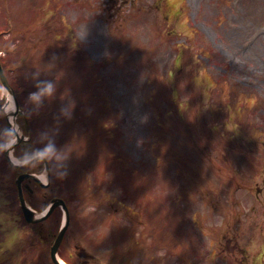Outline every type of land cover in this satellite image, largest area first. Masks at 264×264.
<instances>
[{
    "label": "rangeland",
    "instance_id": "1",
    "mask_svg": "<svg viewBox=\"0 0 264 264\" xmlns=\"http://www.w3.org/2000/svg\"><path fill=\"white\" fill-rule=\"evenodd\" d=\"M25 4L39 18L27 22L24 38V21L11 18L0 45L12 41L1 52L21 60L11 78L18 97L17 82L32 90L19 98L31 131L23 145L48 148L58 162L49 187L25 194L36 208L52 196L67 201L62 256L76 264H264V0ZM73 64H86L89 76ZM0 99L13 105L1 83ZM30 102L38 106L26 111ZM16 121L22 133V116ZM6 132L0 264H52L48 245L63 211L37 225L24 221L2 153ZM182 159L189 163L179 169ZM146 214L163 217L158 230Z\"/></svg>",
    "mask_w": 264,
    "mask_h": 264
},
{
    "label": "water",
    "instance_id": "2",
    "mask_svg": "<svg viewBox=\"0 0 264 264\" xmlns=\"http://www.w3.org/2000/svg\"><path fill=\"white\" fill-rule=\"evenodd\" d=\"M22 138L18 137L17 141H20ZM12 147V146H11ZM6 153V152H5ZM7 154V153H6ZM11 164V163H10ZM24 177V175L20 176L17 180L18 184L20 183V180ZM19 195V198H20V202H21V207H22V211H23V214H24V217L26 218L27 221L29 222H34V221H38V220H42L44 219L49 213L50 211L53 209V207H55V205H58V204H61L63 206V208L65 209L66 211V207L63 203V201L59 198H54L52 200V206L50 208V211L48 213H46L45 215H41L39 217L36 216V213H34V211H32L31 209H29V207L26 205L25 203V200L24 198L22 197V194H21V191H20V194ZM67 212V211H66ZM66 216H67V213H66ZM67 227V220H66V225L59 231V233L57 234V238L54 242V244L52 245L51 247V253H52V256L54 257V253L56 251V248L57 246L59 245L60 241H61V238H62V234L64 233L65 229Z\"/></svg>",
    "mask_w": 264,
    "mask_h": 264
},
{
    "label": "clouds",
    "instance_id": "3",
    "mask_svg": "<svg viewBox=\"0 0 264 264\" xmlns=\"http://www.w3.org/2000/svg\"><path fill=\"white\" fill-rule=\"evenodd\" d=\"M53 89V85L51 82L48 83L46 90L51 91ZM39 93H33L34 97H38Z\"/></svg>",
    "mask_w": 264,
    "mask_h": 264
},
{
    "label": "bare ground",
    "instance_id": "4",
    "mask_svg": "<svg viewBox=\"0 0 264 264\" xmlns=\"http://www.w3.org/2000/svg\"><path fill=\"white\" fill-rule=\"evenodd\" d=\"M13 109V107L11 106V109H9V110H12ZM40 178L43 180V182H44V180H45V176L44 175H41L40 176Z\"/></svg>",
    "mask_w": 264,
    "mask_h": 264
},
{
    "label": "trees",
    "instance_id": "5",
    "mask_svg": "<svg viewBox=\"0 0 264 264\" xmlns=\"http://www.w3.org/2000/svg\"><path fill=\"white\" fill-rule=\"evenodd\" d=\"M29 168V167H28ZM30 169V168H29Z\"/></svg>",
    "mask_w": 264,
    "mask_h": 264
}]
</instances>
